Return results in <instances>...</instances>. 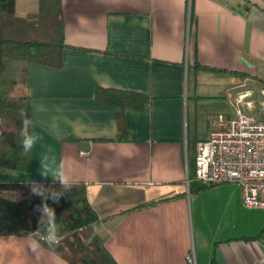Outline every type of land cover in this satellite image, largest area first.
Listing matches in <instances>:
<instances>
[{
	"label": "crops",
	"instance_id": "crops-1",
	"mask_svg": "<svg viewBox=\"0 0 264 264\" xmlns=\"http://www.w3.org/2000/svg\"><path fill=\"white\" fill-rule=\"evenodd\" d=\"M39 7L15 2L18 15ZM60 15V67L0 59V86L23 85L42 137L31 170L0 167V181L55 182L40 174V159L55 157L85 184L113 264H190V252L195 264L263 257L264 208L246 207L234 182L194 189L187 180L197 141L217 115L231 118L220 102L264 80V0H60ZM99 88L148 97L122 109L126 140L117 139L120 109L99 100ZM30 244L0 234V264H69Z\"/></svg>",
	"mask_w": 264,
	"mask_h": 264
},
{
	"label": "trees",
	"instance_id": "trees-1",
	"mask_svg": "<svg viewBox=\"0 0 264 264\" xmlns=\"http://www.w3.org/2000/svg\"><path fill=\"white\" fill-rule=\"evenodd\" d=\"M15 2L0 0V57L23 64L60 67L65 47L60 0H40L38 11L25 15L16 13ZM13 62L14 68L19 65ZM96 97L120 109L117 114V139L126 140L122 109L127 106L141 109L148 97L138 92L103 88L96 90ZM29 101L30 96L25 91L15 94L13 86H0V167L24 172L31 170L32 152H23L20 136V113H26L31 119ZM188 176L190 188L203 189L215 185L193 180L194 156L188 163ZM71 184V190L65 192L58 203L47 201L55 209L63 239L59 246L53 248L43 241L41 243L69 264H113L114 257L95 230L98 216L87 200L85 184L80 181H71ZM42 185L62 190L58 181ZM31 189L29 182L0 181V234L26 236L37 230L39 213L35 208L42 201ZM7 192L16 194L9 196ZM89 239L91 243H86Z\"/></svg>",
	"mask_w": 264,
	"mask_h": 264
},
{
	"label": "built area",
	"instance_id": "built-area-1",
	"mask_svg": "<svg viewBox=\"0 0 264 264\" xmlns=\"http://www.w3.org/2000/svg\"><path fill=\"white\" fill-rule=\"evenodd\" d=\"M235 115L229 119L217 115L208 137L197 141L193 180L206 184L234 182L246 207L264 208V117L252 118L240 110ZM186 259L195 264L192 252ZM246 264H264V256Z\"/></svg>",
	"mask_w": 264,
	"mask_h": 264
},
{
	"label": "clouds",
	"instance_id": "clouds-1",
	"mask_svg": "<svg viewBox=\"0 0 264 264\" xmlns=\"http://www.w3.org/2000/svg\"><path fill=\"white\" fill-rule=\"evenodd\" d=\"M20 117L22 118L20 130V136L22 138L21 147L23 152L28 154L42 137L34 131H30L33 122L27 117L26 113L21 112ZM54 134L58 135L59 133L54 132ZM40 174L45 178L51 176L53 181H58L62 186V190L57 191L53 188H46L44 185L35 182L32 184V193L40 197L42 201L35 208V211L39 213V226L37 230L29 233V239L31 240L30 247L33 252H37L40 249L41 241L50 248L59 246L63 239V236L60 234L61 224L57 221L55 209L50 207L47 201L52 200L54 203H58L65 192L72 188L70 177L65 171L63 164H57L53 156L44 155L40 159ZM86 243H91V239L86 241Z\"/></svg>",
	"mask_w": 264,
	"mask_h": 264
},
{
	"label": "rangeland",
	"instance_id": "rangeland-1",
	"mask_svg": "<svg viewBox=\"0 0 264 264\" xmlns=\"http://www.w3.org/2000/svg\"><path fill=\"white\" fill-rule=\"evenodd\" d=\"M3 61H8L10 63L13 62L11 59H6L0 57ZM15 64L24 65L21 62L14 61ZM259 77L264 78V62L261 66V73L258 74ZM238 79V78H237ZM251 91L244 97H241L239 101H237L238 95H233L229 98L230 100H226V102H220L218 105L223 112L228 114L231 118H234L236 110H240L242 114L252 117V118H261L263 119V101H264V80L256 79L255 76L253 77V82L249 85ZM239 89V88H238ZM24 87L22 84L14 86L15 94H19L24 92Z\"/></svg>",
	"mask_w": 264,
	"mask_h": 264
},
{
	"label": "water",
	"instance_id": "water-1",
	"mask_svg": "<svg viewBox=\"0 0 264 264\" xmlns=\"http://www.w3.org/2000/svg\"><path fill=\"white\" fill-rule=\"evenodd\" d=\"M86 145H88V141H82L81 146H86Z\"/></svg>",
	"mask_w": 264,
	"mask_h": 264
}]
</instances>
